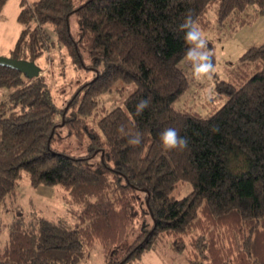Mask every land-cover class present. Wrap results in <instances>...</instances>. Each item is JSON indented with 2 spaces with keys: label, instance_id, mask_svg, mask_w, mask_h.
<instances>
[{
  "label": "trees",
  "instance_id": "obj_1",
  "mask_svg": "<svg viewBox=\"0 0 264 264\" xmlns=\"http://www.w3.org/2000/svg\"><path fill=\"white\" fill-rule=\"evenodd\" d=\"M20 5L9 57L39 65L50 49L48 23L67 58L78 65L86 54L95 74L58 107L44 74L28 79L0 66V88L9 90L0 102V213L9 215L0 218V233L8 232L0 264H81L95 245L106 264H140L165 248L189 264H264V42L248 47L229 80L216 84L224 103L211 115L173 106L188 86L176 68L185 16L206 29L215 5L216 23L235 30L264 17V0ZM127 89L120 105H104L105 94ZM141 99L149 107L137 114ZM121 126L140 132L141 144L129 145ZM169 127L188 139L187 148H162L159 134ZM65 130L76 146L58 150ZM23 174L32 187L53 188L67 206L64 217L14 204Z\"/></svg>",
  "mask_w": 264,
  "mask_h": 264
},
{
  "label": "rangeland",
  "instance_id": "obj_2",
  "mask_svg": "<svg viewBox=\"0 0 264 264\" xmlns=\"http://www.w3.org/2000/svg\"><path fill=\"white\" fill-rule=\"evenodd\" d=\"M26 1L31 4L35 0ZM20 2L21 0H8L0 13V56L9 57L10 50L20 34L21 25L17 21L21 9ZM206 17L210 21V27L200 30L207 42L212 44L211 52L214 55L216 68L213 80L200 83L188 78L187 88L173 102L175 109L196 113L201 117L211 115L223 105L224 99L218 97L215 91L216 84L222 80H229L230 68L248 48V43L264 38L263 16H259L252 25H243L235 30L229 25L222 27L216 23L215 5L209 8ZM42 27L48 36L50 49L39 58L38 64L51 86L55 103L58 107H62L81 81L90 80L93 77L95 66L86 54L82 55L81 64H73L65 54V47L58 42L52 25L46 23ZM69 29L72 36L76 37L78 25L74 15L69 18ZM263 42L264 40L261 43ZM128 90L130 89L108 92L102 99L104 105L108 108L120 105L128 95ZM8 93V88H0V102L7 98ZM61 136L66 140L56 143L58 150L71 149L76 146L75 140L70 137L68 139L66 130L61 133ZM54 194L53 188L30 186L27 176L23 174L15 189L16 196L13 202L26 212L35 209L48 218L64 217L67 206L61 198L59 199ZM8 217L9 215L0 213V218ZM7 238V229H3L0 233V249L5 246ZM158 255L145 253L140 264H189L184 254L171 253L166 248L161 249ZM81 264H106L99 246L95 245Z\"/></svg>",
  "mask_w": 264,
  "mask_h": 264
},
{
  "label": "clouds",
  "instance_id": "obj_3",
  "mask_svg": "<svg viewBox=\"0 0 264 264\" xmlns=\"http://www.w3.org/2000/svg\"><path fill=\"white\" fill-rule=\"evenodd\" d=\"M179 32L183 33L182 40L186 46L176 68L183 75L200 83L213 80L216 72L212 61V52L208 48V42L191 14H187L180 24ZM149 107V100L141 99L136 104L137 114H141ZM119 132L129 135L128 144L138 146L142 141V134L136 132L128 134L124 126ZM159 142L164 150H183L188 146V139L181 136L175 128H166L159 134Z\"/></svg>",
  "mask_w": 264,
  "mask_h": 264
},
{
  "label": "water",
  "instance_id": "obj_4",
  "mask_svg": "<svg viewBox=\"0 0 264 264\" xmlns=\"http://www.w3.org/2000/svg\"><path fill=\"white\" fill-rule=\"evenodd\" d=\"M0 66L14 69L24 74L28 79H34L42 75L41 67L34 61L0 56Z\"/></svg>",
  "mask_w": 264,
  "mask_h": 264
},
{
  "label": "crops",
  "instance_id": "obj_5",
  "mask_svg": "<svg viewBox=\"0 0 264 264\" xmlns=\"http://www.w3.org/2000/svg\"><path fill=\"white\" fill-rule=\"evenodd\" d=\"M263 40H264V38H263V39H260V40L255 39V40L251 41L250 43H248L247 46L249 47V46H252V45H258V44H260ZM249 44H250V45H249ZM40 187H44V186H40Z\"/></svg>",
  "mask_w": 264,
  "mask_h": 264
}]
</instances>
